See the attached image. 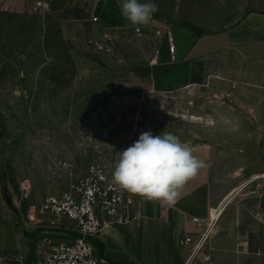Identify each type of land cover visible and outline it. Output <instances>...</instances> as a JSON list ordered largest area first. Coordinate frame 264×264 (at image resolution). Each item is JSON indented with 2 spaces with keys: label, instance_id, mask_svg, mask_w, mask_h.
Returning <instances> with one entry per match:
<instances>
[{
  "label": "crops",
  "instance_id": "1",
  "mask_svg": "<svg viewBox=\"0 0 264 264\" xmlns=\"http://www.w3.org/2000/svg\"><path fill=\"white\" fill-rule=\"evenodd\" d=\"M236 6L220 27H169L149 71L118 84L114 106L155 102L154 112L141 108L139 116L155 120L156 133L172 127L205 167L182 187L175 204L126 191L132 220L123 227H104L90 239L100 264H183L188 252L184 237L196 236L207 225L209 264H244L246 259L264 264V210L259 205L264 189H258L264 178L251 182L264 173V158L256 163L253 156L260 147L244 140L245 134H264V0H237ZM253 182L257 185L239 201ZM8 188L0 171V255H26L32 246L34 261L36 245L44 238L75 236L66 221L60 230L48 228L37 222L36 212L21 211ZM247 203L252 208L245 222L241 207ZM241 225L252 226L244 230ZM0 264H5L1 258Z\"/></svg>",
  "mask_w": 264,
  "mask_h": 264
},
{
  "label": "rangeland",
  "instance_id": "2",
  "mask_svg": "<svg viewBox=\"0 0 264 264\" xmlns=\"http://www.w3.org/2000/svg\"><path fill=\"white\" fill-rule=\"evenodd\" d=\"M236 1L151 0L158 12L149 24L133 25L121 14L122 0H0V171L21 211L36 212L48 196L66 191L69 173L87 171L94 146L110 144L115 162L142 132L159 134L158 123L138 113L154 112L156 103L114 106L118 84L149 71L169 27H220L236 13ZM244 140L260 147L253 160L261 162L264 134H245ZM256 185L244 187L237 199ZM251 208L241 207L245 222ZM32 248L0 258L33 264Z\"/></svg>",
  "mask_w": 264,
  "mask_h": 264
},
{
  "label": "built area",
  "instance_id": "3",
  "mask_svg": "<svg viewBox=\"0 0 264 264\" xmlns=\"http://www.w3.org/2000/svg\"><path fill=\"white\" fill-rule=\"evenodd\" d=\"M169 51L174 54L171 43ZM111 149L110 144L94 146L93 159L85 174L69 173L67 190L48 196L38 208V223L60 230L61 223L66 221L72 225L75 236L66 241L44 238L36 245L33 264H100L90 239L101 234L104 227H123L132 220L129 196L112 180L117 161L114 162ZM193 222L200 224L198 219ZM209 227L196 236L184 237L183 246L188 252L183 264L210 263V257L204 252L210 237Z\"/></svg>",
  "mask_w": 264,
  "mask_h": 264
},
{
  "label": "clouds",
  "instance_id": "4",
  "mask_svg": "<svg viewBox=\"0 0 264 264\" xmlns=\"http://www.w3.org/2000/svg\"><path fill=\"white\" fill-rule=\"evenodd\" d=\"M120 10L131 24L147 25L159 8L151 0H122ZM204 167L191 146L179 137L166 131L158 135L145 131L119 153L112 180L122 190L145 200L171 205L177 202L182 187Z\"/></svg>",
  "mask_w": 264,
  "mask_h": 264
},
{
  "label": "water",
  "instance_id": "5",
  "mask_svg": "<svg viewBox=\"0 0 264 264\" xmlns=\"http://www.w3.org/2000/svg\"><path fill=\"white\" fill-rule=\"evenodd\" d=\"M146 82H151V79H149V78H145L144 79Z\"/></svg>",
  "mask_w": 264,
  "mask_h": 264
}]
</instances>
